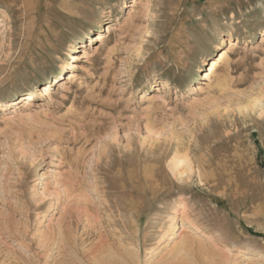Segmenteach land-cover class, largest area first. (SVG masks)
<instances>
[{
    "label": "rangeland",
    "instance_id": "rangeland-1",
    "mask_svg": "<svg viewBox=\"0 0 264 264\" xmlns=\"http://www.w3.org/2000/svg\"><path fill=\"white\" fill-rule=\"evenodd\" d=\"M0 264H264V0H0Z\"/></svg>",
    "mask_w": 264,
    "mask_h": 264
},
{
    "label": "bare ground",
    "instance_id": "bare-ground-1",
    "mask_svg": "<svg viewBox=\"0 0 264 264\" xmlns=\"http://www.w3.org/2000/svg\"><path fill=\"white\" fill-rule=\"evenodd\" d=\"M105 33L106 34L110 33L109 28H108L107 32H105ZM106 34H104V33L99 34L98 36H96V38H92V39H95L96 42L102 41L103 39L106 38ZM227 43L232 44L233 43L232 39L224 38L223 43L219 47V49H223ZM81 48L85 49L86 47L84 45H82ZM81 53H82V51H81ZM85 54H87V53H85ZM226 56H227L226 52H221L220 56H219V54L217 55V57H219L217 60H212L211 62H209L210 63L209 66L211 65V71L214 70L222 60L226 59ZM71 57H72V62H71L72 68L71 69H74V68H76L75 61L78 59H81V57L79 56V54H73V55H71ZM203 76L204 75H201L200 78L203 79ZM67 78H68L67 81L69 83H72L76 79L75 72L69 73L67 75ZM62 82L63 81H61V83ZM61 83H60V79H56V81H53V82L45 85L43 88V91H41L40 94L44 97H49L50 95H52V91H51L52 84H61ZM162 85L165 86V84H162ZM154 87L155 86L151 85V87H150L151 90H153V91L159 90L158 88H154ZM37 96H38L37 93L34 92L33 94L28 95L27 96L28 98H25L24 100L18 99L16 101L10 102L9 104H6V107L8 108L10 106V108L15 109V111L17 113L21 103L25 102V105H24L25 107L24 106L23 107L28 109V107L32 106V102H34L35 99H37ZM171 170H172V173L175 177L182 180L184 177L189 176L190 174L193 173L194 166L192 164L191 158H188V156H180L179 154H177L171 162ZM49 180H50V177L48 175V172H46L44 174L42 185L46 187L49 183Z\"/></svg>",
    "mask_w": 264,
    "mask_h": 264
}]
</instances>
